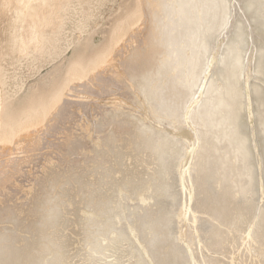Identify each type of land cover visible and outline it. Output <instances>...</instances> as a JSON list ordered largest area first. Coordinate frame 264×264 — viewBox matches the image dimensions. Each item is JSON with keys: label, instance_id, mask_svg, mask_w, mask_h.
I'll use <instances>...</instances> for the list:
<instances>
[{"label": "bare ground", "instance_id": "obj_1", "mask_svg": "<svg viewBox=\"0 0 264 264\" xmlns=\"http://www.w3.org/2000/svg\"><path fill=\"white\" fill-rule=\"evenodd\" d=\"M135 1L0 124V264H264V0Z\"/></svg>", "mask_w": 264, "mask_h": 264}, {"label": "rangeland", "instance_id": "obj_2", "mask_svg": "<svg viewBox=\"0 0 264 264\" xmlns=\"http://www.w3.org/2000/svg\"><path fill=\"white\" fill-rule=\"evenodd\" d=\"M47 2L53 5V0ZM135 3V0H62L49 13L51 22L39 32L40 44L28 45L21 54L4 53L10 29L6 17L0 15V124L10 109L21 107L31 95L60 79L81 51L90 54L101 47ZM104 98L107 103V98L113 96Z\"/></svg>", "mask_w": 264, "mask_h": 264}]
</instances>
